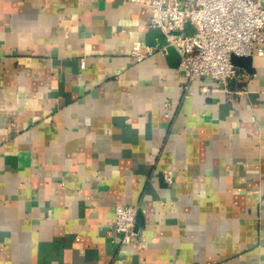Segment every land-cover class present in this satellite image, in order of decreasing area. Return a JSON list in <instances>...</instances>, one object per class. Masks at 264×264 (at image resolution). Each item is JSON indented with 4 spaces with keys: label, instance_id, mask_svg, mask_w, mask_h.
<instances>
[{
    "label": "crops",
    "instance_id": "crops-1",
    "mask_svg": "<svg viewBox=\"0 0 264 264\" xmlns=\"http://www.w3.org/2000/svg\"><path fill=\"white\" fill-rule=\"evenodd\" d=\"M150 14L0 0V264H264V56L187 89L167 51L132 53L167 45Z\"/></svg>",
    "mask_w": 264,
    "mask_h": 264
},
{
    "label": "built area",
    "instance_id": "built-area-1",
    "mask_svg": "<svg viewBox=\"0 0 264 264\" xmlns=\"http://www.w3.org/2000/svg\"><path fill=\"white\" fill-rule=\"evenodd\" d=\"M150 11L149 24L160 28L181 55L178 70L186 76L185 88L203 76L224 84L242 74L232 57L264 56V0H131ZM167 45L156 47L135 40L132 53L138 60ZM166 179L173 181L172 171ZM138 206L118 203L113 229L124 243L134 239Z\"/></svg>",
    "mask_w": 264,
    "mask_h": 264
},
{
    "label": "water",
    "instance_id": "water-1",
    "mask_svg": "<svg viewBox=\"0 0 264 264\" xmlns=\"http://www.w3.org/2000/svg\"><path fill=\"white\" fill-rule=\"evenodd\" d=\"M167 57L170 61V64L172 66H178L181 60V55L179 53V51L177 50V48L173 45L170 44L167 47ZM233 61L235 64L245 67L247 70H254V67L252 65V55H237V54H233L232 57ZM143 221V216L141 213H139L137 220H136V224H135V228L140 224V222Z\"/></svg>",
    "mask_w": 264,
    "mask_h": 264
}]
</instances>
